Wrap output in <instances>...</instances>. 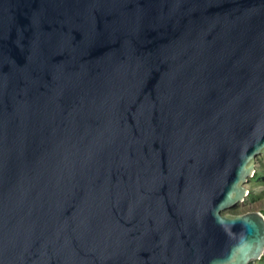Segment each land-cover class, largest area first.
<instances>
[{
    "label": "water",
    "instance_id": "1",
    "mask_svg": "<svg viewBox=\"0 0 264 264\" xmlns=\"http://www.w3.org/2000/svg\"><path fill=\"white\" fill-rule=\"evenodd\" d=\"M264 0H0V264H248Z\"/></svg>",
    "mask_w": 264,
    "mask_h": 264
},
{
    "label": "rangeland",
    "instance_id": "2",
    "mask_svg": "<svg viewBox=\"0 0 264 264\" xmlns=\"http://www.w3.org/2000/svg\"><path fill=\"white\" fill-rule=\"evenodd\" d=\"M254 164V174L248 177L244 184L248 194L242 201L222 210V214H243L250 211H260L264 216V154L257 155ZM248 264H264V256L258 260H252Z\"/></svg>",
    "mask_w": 264,
    "mask_h": 264
},
{
    "label": "trees",
    "instance_id": "3",
    "mask_svg": "<svg viewBox=\"0 0 264 264\" xmlns=\"http://www.w3.org/2000/svg\"><path fill=\"white\" fill-rule=\"evenodd\" d=\"M263 256H264V254H263Z\"/></svg>",
    "mask_w": 264,
    "mask_h": 264
}]
</instances>
